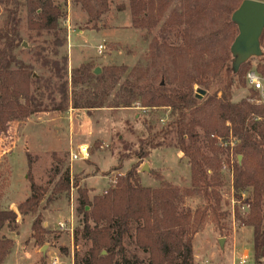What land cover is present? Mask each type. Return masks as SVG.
Listing matches in <instances>:
<instances>
[{
  "label": "rangeland",
  "instance_id": "obj_1",
  "mask_svg": "<svg viewBox=\"0 0 264 264\" xmlns=\"http://www.w3.org/2000/svg\"><path fill=\"white\" fill-rule=\"evenodd\" d=\"M40 1L57 7L61 18L55 31H38L32 28L37 17L30 13L26 0L20 1V42L14 53L32 74L29 80L30 94L42 103V112L24 120H12L8 124V131L0 134V207L7 210L6 204H21L31 196L28 180L30 173L35 183L46 189L38 210L44 216V225L45 216L49 212L62 210L65 213L68 209L71 210L73 201L78 204L79 189L88 192L87 205L95 197L105 194L104 191L116 183L117 176L125 175L133 165L139 163L132 155L140 150L142 142L150 135L160 132L171 120V108H144L141 98L136 99L132 107H124L127 96L123 87L125 82L138 81L141 84L164 85L169 91L182 90L203 65L221 53L224 46L222 38L215 34L219 14L213 11L216 6L211 7L209 0L205 2L210 8L191 30L197 41L196 51L192 55L183 56L167 50L168 46H181L182 41L174 35L165 38L161 36L164 20L153 30L133 27L130 0H106V5L102 4L103 0H94V6H98L103 12L98 20L89 16L82 0ZM7 8L5 0H0V30L5 27ZM179 8L180 0H170L165 19L172 10ZM100 46L104 47L101 53ZM261 46L264 52V41ZM2 47L3 43H0V48ZM251 61L253 66H262L260 64L264 65V55L251 58ZM86 64H91L94 70L101 68V75L110 67H125L127 70L114 87L111 80L99 82L91 79L74 88L72 72ZM13 69L18 70L17 67ZM24 82L21 80L19 85L23 92L26 89ZM245 82V78L243 81L238 77L235 79L234 102L239 103L248 98L256 103V95ZM193 87L197 96L204 97L200 93L206 90L204 87ZM106 90L108 95L104 108L88 110L72 107L71 101L75 94L80 100L79 98L89 94L101 95ZM21 102H25L24 99ZM59 106L65 110H57ZM212 112V109L208 110L205 117L208 118ZM198 131L201 136L200 144L209 153L212 137L202 129ZM211 134L220 135V132ZM83 145L89 147L90 157L85 161H71L72 152L78 151ZM175 146L176 136L172 134L166 146L139 163V174L145 176L142 180L144 186L148 184L156 187L158 183L160 186L154 175H161L174 188H191L188 160ZM221 159L223 209L228 216L222 222V229L208 223L194 239V264H241L243 260H247L248 264H255L254 231L243 226L239 219L245 220L248 216L249 208L244 201L251 197V191L243 194V201H238L228 164L230 161L235 162L236 157L231 152L229 154L223 151ZM145 164L149 165L150 172H141ZM67 172L71 177L70 190L68 193L53 194L57 183ZM87 178L88 187L92 190L84 183ZM201 205L199 197H186L179 203V208L195 211ZM77 208L83 212L84 204H79ZM87 210L92 212L89 207ZM47 220L50 221L49 218ZM29 223L22 226L20 232H17L19 235L14 233L16 226L13 224L6 226L1 232L0 239L14 241V247L4 264H54L57 258L60 259L57 264H71L76 249L69 239L70 230L62 231L55 226L53 220L51 225L54 226L46 229L48 233L45 235L44 246H50L54 253L44 256L40 251L42 247L35 243L32 235L29 236ZM20 225L21 222L19 227ZM78 227L80 226L75 224V228ZM59 235L63 238L62 242L58 241ZM221 240H224L223 246ZM80 243L78 251L82 258L87 247ZM33 246L38 249L39 254ZM126 246L130 255L136 254L140 259L147 260L148 255L136 248L134 239L128 238Z\"/></svg>",
  "mask_w": 264,
  "mask_h": 264
},
{
  "label": "trees",
  "instance_id": "obj_2",
  "mask_svg": "<svg viewBox=\"0 0 264 264\" xmlns=\"http://www.w3.org/2000/svg\"><path fill=\"white\" fill-rule=\"evenodd\" d=\"M20 1L5 0L8 7L7 20L5 27L0 30V43H3L0 48V134L8 131V124L12 120H24L42 112V103L30 94L29 80L32 74L14 53L20 42ZM26 1L30 13L37 17L32 28L38 31H55L59 27L61 13L57 7L44 4L40 0ZM209 1L211 7L216 6L213 11L219 14L215 34L222 38L224 47L220 54L214 56L190 78L185 88L169 91L164 85L141 84L138 81L123 84L127 94L124 107H132L136 99L141 98L144 108L172 109L171 120L160 132L145 139L140 150L132 156L141 163L151 153L166 146L168 138L175 134V147L188 160L191 188H174L161 175H154L160 182L158 188L146 187L142 183L138 163L125 175L117 176L116 183L105 194L95 197L89 205L86 204L89 202L88 192L79 189L84 204L85 222L92 220L95 226L74 233L75 246H80L82 242L87 247L82 258L76 250L74 264H194L195 237L208 223L222 229V222L228 216L223 209V151L229 154L231 152L236 157L235 162H228L235 197L241 202L243 194L251 191V197L244 201L249 206L248 216L245 220L240 217L239 219L243 226L254 231L255 264H264V106L253 103L248 98L239 103L233 100L235 79L238 77L243 81L253 67L249 60L235 71V57L231 52L239 34L232 15L244 0ZM82 4L92 19H100L103 12L98 6H94V0H82ZM102 4L106 5V0ZM169 7L170 0H130L133 27L153 30L164 20L161 36L165 38L174 35L182 41L181 46H168L167 50L176 52L179 56L192 55L196 51L197 41L191 30L205 16L210 6L205 0H180L179 10H172L165 19ZM263 41L264 33L261 43ZM90 65L73 70L74 88L88 83L91 79L99 82L111 80L114 87L119 84L121 76L127 70L125 67H110L101 76H97ZM260 65L262 66L259 69L264 72V65ZM21 80L26 83L24 92L19 86ZM194 85L206 89L203 91L204 97L195 94ZM108 90L101 95L83 96L80 100L75 94L71 101L72 107L102 109ZM21 99L25 102L22 103ZM210 109L214 112L207 118L205 116ZM57 110L65 109L59 106ZM199 129L212 137L209 153L200 144ZM213 132H220V135L211 134ZM28 180L31 196L19 205L17 211L3 210L0 207V234L6 226L16 223L19 216L33 215L36 218L32 225V239L43 247L48 232L38 210L46 189L37 185L30 173ZM70 187L71 177L67 172L57 183L53 194L68 193ZM186 197H199L202 205L195 211L180 209L179 203ZM86 207L92 212L86 211ZM128 238L134 239L136 248L148 255L147 260L140 259L136 254H129L126 246ZM13 247V240L0 239V264H4ZM63 251L66 252L65 249Z\"/></svg>",
  "mask_w": 264,
  "mask_h": 264
},
{
  "label": "water",
  "instance_id": "obj_3",
  "mask_svg": "<svg viewBox=\"0 0 264 264\" xmlns=\"http://www.w3.org/2000/svg\"><path fill=\"white\" fill-rule=\"evenodd\" d=\"M232 21L238 26L239 31L231 47V52L235 57L234 68L235 71H238L240 66L251 60V58L263 56L261 39L264 33V2L244 0L232 15ZM101 73V68L94 70V74L97 76ZM200 93L204 94L203 91H200ZM141 172H150L149 165L145 164ZM223 244L224 240H221V245L223 246ZM46 250L47 247L44 246L42 252L45 253Z\"/></svg>",
  "mask_w": 264,
  "mask_h": 264
},
{
  "label": "crops",
  "instance_id": "obj_4",
  "mask_svg": "<svg viewBox=\"0 0 264 264\" xmlns=\"http://www.w3.org/2000/svg\"><path fill=\"white\" fill-rule=\"evenodd\" d=\"M144 178H145V176L141 174V179L143 180ZM88 180H89V178L85 179V180H84V183H85V185H87V188H88L89 190H92V189H90V188L88 187ZM143 185H144V184H143ZM146 187H150V188H158V187H159V183H158V185H157L156 187H153L152 185H148V184H147ZM105 192H106V191H104V193H105ZM29 197H30V195H29ZM29 197H28V198H29ZM28 198H27V199H28ZM27 199H25V201H26ZM82 202H83V201H82L81 198L77 200V203H78V204H75V202L73 201V204L71 205V206H72V207H71V210L68 209V211L65 212V213L61 212L62 210L59 211V212H55V213H54V212H49V214L45 216V217H46V220H45V222H44V227H45V229H50V227L54 226V224L51 225V222L54 220V222H55V226L57 225L58 227H60L62 231H65V230H66V231H69V230H70V232H71V234H70L71 237H70L69 239H71L72 247H75L76 250H79L80 246L76 247L75 244H73V243H74V233H75L76 231H81L82 229H84V230H85V229H91V228H93V227L95 226V223H94L92 220H90L89 222H85V219H84V212H80V210L77 208L78 205L81 204ZM19 205H20L19 203H18V204H15V203H9V204H6V208H7V210L17 211ZM57 205H59V204H57ZM76 206H77V207H76ZM75 207H76V208H75ZM87 208H88V207L85 208L86 211H88ZM42 216H43V215H42ZM43 217H44V216H43ZM35 218H36V216H33V215H27V216L19 217L18 220H17V222L13 224V226H16V228H14V230H15L14 233H16L17 235H19L17 232H18V231L20 232L22 226H23L26 222H28V223L30 222L29 224L31 225V231H30V233H29V236L32 235V225H33V223H34V221H35ZM48 218L50 219V221L47 220ZM20 222H21V225H20V227H19ZM75 224H78L80 227L75 228ZM81 226H82V228H81ZM16 237H17V236H16ZM196 237H197V236H196ZM196 237H195V238H196ZM15 240H16V239H15ZM62 240H63V238H61L60 235H59V239H58V241H59V242H62ZM58 241H57V242H58ZM31 244H32V243H30V245H31ZM46 244H47V243H46ZM31 246H32V245H31ZM43 247H44V246H43ZM43 247H42V248H43ZM46 247H47V250H46L45 253L42 252V248L40 249V251L42 252V254H43L44 256H46V254H47L48 256L52 255V253H54V252L52 251V248H51L50 246H48V245H46ZM33 248L36 249V252L39 254L38 249L35 248V246H33ZM75 253H76V251H75ZM74 259H75V254L72 256L71 264H74ZM47 260H48V259H47ZM58 261H60V259L57 258L56 261L54 262V264L59 263Z\"/></svg>",
  "mask_w": 264,
  "mask_h": 264
},
{
  "label": "built area",
  "instance_id": "obj_5",
  "mask_svg": "<svg viewBox=\"0 0 264 264\" xmlns=\"http://www.w3.org/2000/svg\"><path fill=\"white\" fill-rule=\"evenodd\" d=\"M103 49L104 47L100 46L99 52L101 53ZM262 52H263V49H262ZM263 55H264V52H263ZM246 84L256 94V103L264 105V72L259 69V66H253L252 69L247 73ZM89 157H90L89 147L86 145H83L79 148L78 151L72 152L71 161L73 162L79 161V160L85 161ZM241 264H248L247 260H243Z\"/></svg>",
  "mask_w": 264,
  "mask_h": 264
}]
</instances>
